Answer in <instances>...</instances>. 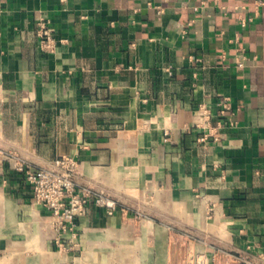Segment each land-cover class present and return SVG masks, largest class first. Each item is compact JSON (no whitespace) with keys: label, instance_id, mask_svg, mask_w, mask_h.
<instances>
[{"label":"crops","instance_id":"crops-1","mask_svg":"<svg viewBox=\"0 0 264 264\" xmlns=\"http://www.w3.org/2000/svg\"><path fill=\"white\" fill-rule=\"evenodd\" d=\"M60 158L116 206L55 230L15 166ZM197 252L264 262V0H0V264Z\"/></svg>","mask_w":264,"mask_h":264},{"label":"built area","instance_id":"built-area-1","mask_svg":"<svg viewBox=\"0 0 264 264\" xmlns=\"http://www.w3.org/2000/svg\"><path fill=\"white\" fill-rule=\"evenodd\" d=\"M41 47L51 51L55 46V39L51 30L41 25L38 32ZM244 55L237 60L239 66L243 65ZM221 108H226V103L220 102ZM17 171L24 175L31 190L32 200L49 211L53 219L55 230L72 228L75 219L85 210L86 204L93 202L112 210L116 201L100 191L89 187L80 186L74 179L75 163L70 158L56 159L47 167L17 165ZM58 241V240H57ZM240 264H264L249 258L239 257ZM185 264H212L210 259L202 252L189 256Z\"/></svg>","mask_w":264,"mask_h":264}]
</instances>
